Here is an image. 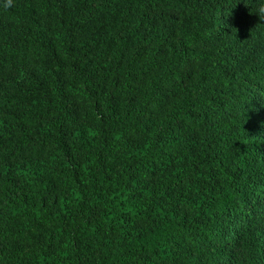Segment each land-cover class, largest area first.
Returning <instances> with one entry per match:
<instances>
[{
	"label": "trees",
	"instance_id": "trees-1",
	"mask_svg": "<svg viewBox=\"0 0 264 264\" xmlns=\"http://www.w3.org/2000/svg\"><path fill=\"white\" fill-rule=\"evenodd\" d=\"M264 0H0V264H264Z\"/></svg>",
	"mask_w": 264,
	"mask_h": 264
},
{
	"label": "clouds",
	"instance_id": "clouds-1",
	"mask_svg": "<svg viewBox=\"0 0 264 264\" xmlns=\"http://www.w3.org/2000/svg\"><path fill=\"white\" fill-rule=\"evenodd\" d=\"M260 12H261V13H264V8H261V9H260Z\"/></svg>",
	"mask_w": 264,
	"mask_h": 264
}]
</instances>
